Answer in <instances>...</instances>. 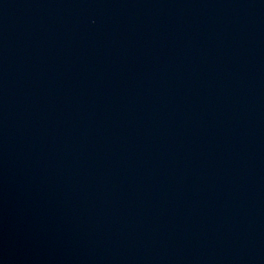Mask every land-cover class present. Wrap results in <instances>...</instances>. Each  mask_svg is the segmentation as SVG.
<instances>
[{"label": "water", "instance_id": "water-1", "mask_svg": "<svg viewBox=\"0 0 264 264\" xmlns=\"http://www.w3.org/2000/svg\"><path fill=\"white\" fill-rule=\"evenodd\" d=\"M0 264H264V0H0Z\"/></svg>", "mask_w": 264, "mask_h": 264}]
</instances>
